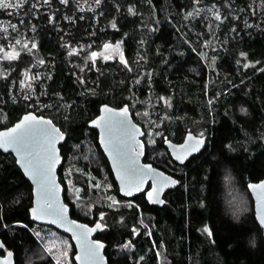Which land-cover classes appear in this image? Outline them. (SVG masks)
Returning <instances> with one entry per match:
<instances>
[{
    "label": "trees",
    "instance_id": "trees-1",
    "mask_svg": "<svg viewBox=\"0 0 264 264\" xmlns=\"http://www.w3.org/2000/svg\"><path fill=\"white\" fill-rule=\"evenodd\" d=\"M106 43L118 44L121 56L93 57ZM103 103L128 105L144 130L143 161L179 180L161 205L148 203L144 191L119 193L88 125ZM26 111L66 132L63 197L72 217L101 223L94 237L106 243L109 263L264 264V232L247 188L264 177V0H21L0 7V129ZM188 131L205 135V144L180 164L164 141L180 142ZM226 166L247 203L240 223L224 212ZM31 204L30 181L13 154L0 150V238L15 264H55L53 257L76 264L71 237L32 221ZM50 234L65 241V256Z\"/></svg>",
    "mask_w": 264,
    "mask_h": 264
},
{
    "label": "water",
    "instance_id": "water-1",
    "mask_svg": "<svg viewBox=\"0 0 264 264\" xmlns=\"http://www.w3.org/2000/svg\"><path fill=\"white\" fill-rule=\"evenodd\" d=\"M105 109L109 111H106ZM123 109H127L126 115L121 114ZM29 114L36 117L37 121H50L51 123L50 125H48V127L58 130L60 137H62L55 140V154L58 159L52 169V176L55 181L57 206L58 208L66 209L63 219H60L56 216L42 214L39 210L46 209L48 207V200L44 195L43 184L38 180V178L34 177V175L29 171L28 168L25 167V161L22 159V154L17 152L15 147L7 145L4 147H0L1 151L11 152L13 154L16 164L19 166L25 177L31 183L32 204L29 208L30 219L40 224L51 225L61 232L68 234L75 246V253L73 255V258L76 264H123L109 263L107 256L104 253L106 243L103 240L94 237V234L102 227H96L97 224L101 225L100 222L89 224L72 217L70 214V206L64 200L63 184L60 182L58 174V167L63 160L60 151V144L64 142L66 138V132H64L50 117L36 114L34 111H26L13 124L0 129V133H9L11 129H14L16 125L19 124L26 115ZM121 120H126L127 124L130 125L131 128L135 131V140L137 145H142V147L138 148V151L141 153L138 156V164L141 168H144L145 172H147L148 175H145L143 177L142 183H139L138 186L136 185L139 178L130 173H125L123 170L122 161L115 159V154L111 150L112 145L118 144L122 137V131L120 128ZM88 125L96 128L97 130L98 143L109 162L110 168L118 186L119 193L123 196L130 197L144 191L145 199L148 203L161 205L164 201V191L168 188L178 185L179 180L168 172L162 170L161 168L154 166L151 162L143 161V156L145 153V143L142 139V136L144 134V130L142 126L133 119L128 105L124 104L120 107H115L103 103L99 108V113L88 122ZM205 139V135H198L194 134L191 131H188L185 133L183 139L180 142L165 140L164 144L167 147L171 158L176 162L182 164L192 154H195L202 149L205 144ZM197 141H199L200 143L197 144ZM126 185H133L130 188V195L128 194V191L125 190ZM249 185H264V177L257 181H250L247 183L248 191L253 199L256 221L264 232V222H262V218H264V187L256 188L254 191L253 189L249 188ZM157 189H159V200L162 201V203L156 202L155 192ZM150 193H153V195L150 196ZM33 209H37V212L34 213ZM37 216H39V218H37ZM69 225L84 232L86 234V240L83 242L78 240L74 232L69 230ZM82 243L85 247L88 244L99 246L97 258H88L85 255V250L84 247H82ZM1 250L4 251L3 253L0 252V264H15L14 252L11 249H5V244L0 238V251Z\"/></svg>",
    "mask_w": 264,
    "mask_h": 264
},
{
    "label": "snow or ice",
    "instance_id": "snow-or-ice-1",
    "mask_svg": "<svg viewBox=\"0 0 264 264\" xmlns=\"http://www.w3.org/2000/svg\"><path fill=\"white\" fill-rule=\"evenodd\" d=\"M62 2H66V0H62ZM96 2L99 3V0H96ZM11 6L12 5L5 3V0H0V7ZM219 18L220 17L217 16V19ZM113 27H115V25H113ZM31 47L35 48L36 45L32 44ZM107 47H109V45H105V48ZM73 52H75V49H73ZM71 54L72 53H70V55ZM92 56L95 57L96 53H93ZM6 58L14 59L15 56L9 55ZM43 62L44 61L42 60L40 61V63ZM245 67H248V65H245ZM105 110L109 111L107 109ZM126 113L127 109H123L121 114L126 115ZM50 123V121H37L36 117L32 116L31 114L26 115L14 129L9 131V133H0V147H4L6 145L15 147L16 151L22 154V159L25 161V167L28 168L34 177L38 178V180L43 184L44 195L48 200V207L39 211L42 214L56 216L60 219H63L66 209H61L57 206L55 181L52 176V169L58 159L55 154V140L62 137H60L58 130L48 127ZM120 128L122 131L120 142L118 144L112 145L111 150L115 154L114 158L122 161L124 172L130 173L139 178L136 185L138 186L139 183H142L143 177L148 175L144 168H141L138 164V156L141 154L138 151V148L142 147V145H137L135 140V131L130 125L127 124L126 120L120 121ZM196 143L198 144L200 142L197 141ZM132 186L133 185H126L125 190L128 191L129 195L131 194L130 188ZM261 187H264V185H249V188L253 189L254 191L256 188ZM149 195L152 196L153 193H150ZM155 198L156 202L162 203V201L159 200V189H157L155 192ZM33 212L36 213L37 209H33ZM37 218H39V216H37ZM101 218L103 219V217ZM262 222H264V218H262ZM101 226L102 225L97 224L96 227L100 228ZM69 230L74 232L78 240L82 242L86 240V234L80 229L69 225ZM205 231L211 235V232L207 227L205 228ZM128 246L129 245H125V247ZM82 247H84L85 255L88 258H97L99 246L88 244L85 247L82 243Z\"/></svg>",
    "mask_w": 264,
    "mask_h": 264
},
{
    "label": "clouds",
    "instance_id": "clouds-1",
    "mask_svg": "<svg viewBox=\"0 0 264 264\" xmlns=\"http://www.w3.org/2000/svg\"><path fill=\"white\" fill-rule=\"evenodd\" d=\"M222 188L225 190L223 199L224 212L236 223H240V218L245 214V197L239 189L237 178L230 166L221 169Z\"/></svg>",
    "mask_w": 264,
    "mask_h": 264
},
{
    "label": "rangeland",
    "instance_id": "rangeland-1",
    "mask_svg": "<svg viewBox=\"0 0 264 264\" xmlns=\"http://www.w3.org/2000/svg\"><path fill=\"white\" fill-rule=\"evenodd\" d=\"M5 3L7 4H10L12 5L11 7H16V5L20 4L21 3V0H5ZM105 45H109V47L105 48ZM101 49L97 50V51H94L92 52L93 53H96V55H99V56H102L104 58H112L114 57L115 55L120 57L121 56V51H120V48H119V45L118 44H114V43H106ZM148 142L149 143H153L154 142V137H153V134L150 135V138H148ZM90 157V155H89ZM64 178V181L66 183V186H67V189H68V192L71 194V196L75 199V200H78L79 197H80V194H79V188L76 187L73 183V178L71 177V174L69 175L68 171L65 170V174L63 176ZM104 190H106V192L108 193V188H104ZM107 198H111L114 200L113 197H111V194H107L106 195ZM246 199H245V206H246ZM45 237H48V238H51L52 241L56 242V252L59 254V256H65V252H66V249L64 247V242L62 239L56 237L55 235L52 237V234L46 236ZM44 237V238H45ZM53 260H54V263L55 264H61V262L56 258V257H53ZM66 260H64L65 262Z\"/></svg>",
    "mask_w": 264,
    "mask_h": 264
}]
</instances>
